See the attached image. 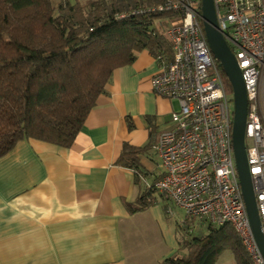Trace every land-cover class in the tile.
I'll use <instances>...</instances> for the list:
<instances>
[{"label":"crops","instance_id":"1","mask_svg":"<svg viewBox=\"0 0 264 264\" xmlns=\"http://www.w3.org/2000/svg\"><path fill=\"white\" fill-rule=\"evenodd\" d=\"M160 69L140 51L114 71L70 147L24 139L0 158V264H167L176 255L178 234L159 205L132 209L141 176L155 173L148 154L138 177L117 162L126 143L151 142L155 153L179 108L153 90Z\"/></svg>","mask_w":264,"mask_h":264},{"label":"trees","instance_id":"2","mask_svg":"<svg viewBox=\"0 0 264 264\" xmlns=\"http://www.w3.org/2000/svg\"><path fill=\"white\" fill-rule=\"evenodd\" d=\"M162 1L0 0V158L24 139L70 147L117 68L145 49L172 59L166 29L177 15L149 10ZM151 148V142L126 143L117 162L138 177L144 173L140 157ZM158 178L141 191L132 209L156 203ZM189 221L182 224L188 227ZM194 222L189 225L205 228L187 240L178 237L179 250L187 252L165 259L167 264H215L228 249L238 264H253L231 224Z\"/></svg>","mask_w":264,"mask_h":264},{"label":"built area","instance_id":"3","mask_svg":"<svg viewBox=\"0 0 264 264\" xmlns=\"http://www.w3.org/2000/svg\"><path fill=\"white\" fill-rule=\"evenodd\" d=\"M219 28L242 69L248 97L245 143L264 232V0H214ZM178 18L166 35L173 58L157 57L156 94L177 99L171 124L160 131L154 151L162 174L155 188L189 217L231 224L254 264H264L243 196L233 148V99L206 40L202 0H163L150 8ZM167 212L172 214L169 205Z\"/></svg>","mask_w":264,"mask_h":264},{"label":"water","instance_id":"4","mask_svg":"<svg viewBox=\"0 0 264 264\" xmlns=\"http://www.w3.org/2000/svg\"><path fill=\"white\" fill-rule=\"evenodd\" d=\"M202 16L205 36L209 48L222 66L233 89V148L241 188L246 203L254 237L264 257V232L257 208L255 191L252 184L245 143L248 97L242 69L238 59L219 28L214 0H202Z\"/></svg>","mask_w":264,"mask_h":264},{"label":"rangeland","instance_id":"5","mask_svg":"<svg viewBox=\"0 0 264 264\" xmlns=\"http://www.w3.org/2000/svg\"><path fill=\"white\" fill-rule=\"evenodd\" d=\"M177 18H178V15L176 16V18L174 20H176ZM228 93L231 95V92L229 90H228ZM231 108H232V111H233L234 110V104H231ZM246 145L247 146L250 145V141L249 140L246 142ZM143 158H144L143 159L144 162L150 161L156 167L154 174L150 173L148 176L147 175L146 176H141V178L139 180V182H140L139 184L141 185L142 189H145L148 186V184H151L152 181L155 179L154 175L162 172V166H161L160 158L153 151L151 153L149 152V154L147 156L143 157ZM152 197L155 198L156 203L159 205V207L165 213V216L168 219V222L171 221L172 229L177 232L179 238L181 237V238H184L185 240H187L188 238H191L192 236L198 234L201 229L205 228V225L195 226L196 225L195 224L192 227V224H191V226H190L189 223H191V222L193 223V221L197 222L200 218L188 217L186 215V212L183 209L174 206L170 201L166 200L158 190H155L153 192V196ZM167 203L173 207L172 214H169V213L165 212L166 211L165 207H166ZM187 218H188V220H190L188 222V227L184 223L182 224V222H185V220H187ZM180 224H182L183 227H180L179 226ZM189 227H190V229H189ZM161 236H162V232H161ZM242 244L244 245L243 241H242ZM244 247L246 248L245 245H244ZM246 250H247V248H246ZM185 252H187V249H180L176 253V255L182 256ZM251 261L253 262L252 258H251ZM215 264H238V262L236 260V257H235V254L233 253V251L228 249V250L223 251L220 254V256L218 257V259H217ZM253 264H254V262H253Z\"/></svg>","mask_w":264,"mask_h":264}]
</instances>
